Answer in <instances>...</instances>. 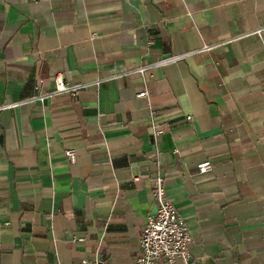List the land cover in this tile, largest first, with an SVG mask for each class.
I'll list each match as a JSON object with an SVG mask.
<instances>
[{
  "label": "crops",
  "instance_id": "obj_1",
  "mask_svg": "<svg viewBox=\"0 0 264 264\" xmlns=\"http://www.w3.org/2000/svg\"><path fill=\"white\" fill-rule=\"evenodd\" d=\"M263 25L264 0H0V107L88 84L0 109V264H136L156 176L192 264H264Z\"/></svg>",
  "mask_w": 264,
  "mask_h": 264
},
{
  "label": "built area",
  "instance_id": "obj_2",
  "mask_svg": "<svg viewBox=\"0 0 264 264\" xmlns=\"http://www.w3.org/2000/svg\"><path fill=\"white\" fill-rule=\"evenodd\" d=\"M263 30L264 25L256 29L254 33L260 34ZM209 48V46H205L203 49L207 50ZM179 58V56H172L155 63L143 64L132 68L125 73L113 75L108 79L132 74L144 76L147 70L151 67L172 63ZM55 82V87L52 91L37 93L30 99L9 103L1 106L0 109L13 108L25 103L27 100L43 101L45 98L60 93H66L71 97H76L88 86L87 83L66 84L63 77L59 75L56 76ZM100 82L101 78H97L94 81V84L98 85ZM147 95L148 92L145 89L137 94L138 97H146ZM186 119L192 120L191 115H187ZM65 155L70 162L75 161L74 149H66ZM211 170L212 163L210 160H204L197 164V171L201 175L206 174ZM152 195L157 203L156 211L146 217L139 241L140 251L135 258V263L157 264L159 260L163 259L168 264H177L179 261L183 264H192L189 252V230L184 219L179 215L174 205L166 199L163 179L161 176H156L153 180ZM3 225H7V223H4ZM102 262L101 258L97 260V264H101Z\"/></svg>",
  "mask_w": 264,
  "mask_h": 264
}]
</instances>
